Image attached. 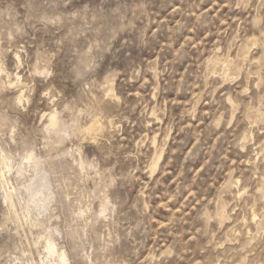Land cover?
Masks as SVG:
<instances>
[{
  "label": "clouds",
  "instance_id": "clouds-1",
  "mask_svg": "<svg viewBox=\"0 0 264 264\" xmlns=\"http://www.w3.org/2000/svg\"><path fill=\"white\" fill-rule=\"evenodd\" d=\"M0 264H264V0H0Z\"/></svg>",
  "mask_w": 264,
  "mask_h": 264
}]
</instances>
